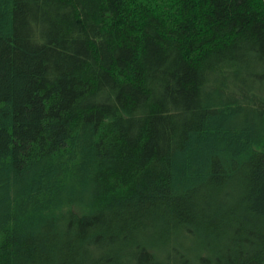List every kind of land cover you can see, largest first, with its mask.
I'll use <instances>...</instances> for the list:
<instances>
[{
  "label": "trees",
  "instance_id": "16d2710c",
  "mask_svg": "<svg viewBox=\"0 0 264 264\" xmlns=\"http://www.w3.org/2000/svg\"><path fill=\"white\" fill-rule=\"evenodd\" d=\"M0 0V264H264V0Z\"/></svg>",
  "mask_w": 264,
  "mask_h": 264
},
{
  "label": "rangeland",
  "instance_id": "374dc122",
  "mask_svg": "<svg viewBox=\"0 0 264 264\" xmlns=\"http://www.w3.org/2000/svg\"><path fill=\"white\" fill-rule=\"evenodd\" d=\"M154 1V0H151ZM202 0H177L173 7L174 21L179 24L187 22L192 9Z\"/></svg>",
  "mask_w": 264,
  "mask_h": 264
}]
</instances>
